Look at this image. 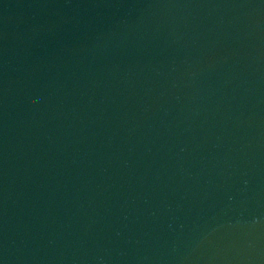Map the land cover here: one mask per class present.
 <instances>
[{"label":"water","instance_id":"1","mask_svg":"<svg viewBox=\"0 0 264 264\" xmlns=\"http://www.w3.org/2000/svg\"><path fill=\"white\" fill-rule=\"evenodd\" d=\"M0 264H264V0H0Z\"/></svg>","mask_w":264,"mask_h":264}]
</instances>
